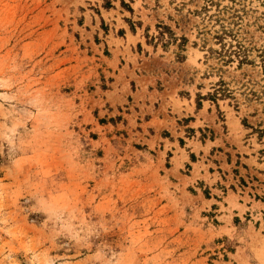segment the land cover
<instances>
[{
    "label": "rangeland",
    "instance_id": "rangeland-1",
    "mask_svg": "<svg viewBox=\"0 0 264 264\" xmlns=\"http://www.w3.org/2000/svg\"><path fill=\"white\" fill-rule=\"evenodd\" d=\"M0 264H264V0H0Z\"/></svg>",
    "mask_w": 264,
    "mask_h": 264
},
{
    "label": "trees",
    "instance_id": "trees-1",
    "mask_svg": "<svg viewBox=\"0 0 264 264\" xmlns=\"http://www.w3.org/2000/svg\"><path fill=\"white\" fill-rule=\"evenodd\" d=\"M221 52H219V54H220ZM218 93V89L215 91V93H213V94H209L210 96H212L213 98H216V94Z\"/></svg>",
    "mask_w": 264,
    "mask_h": 264
}]
</instances>
